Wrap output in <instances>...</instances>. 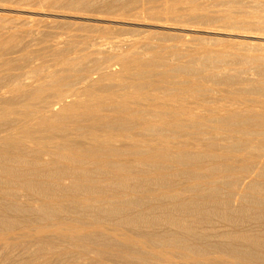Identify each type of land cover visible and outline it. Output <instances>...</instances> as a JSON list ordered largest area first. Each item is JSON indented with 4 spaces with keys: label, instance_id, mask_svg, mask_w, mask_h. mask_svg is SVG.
<instances>
[{
    "label": "bare ground",
    "instance_id": "1",
    "mask_svg": "<svg viewBox=\"0 0 264 264\" xmlns=\"http://www.w3.org/2000/svg\"><path fill=\"white\" fill-rule=\"evenodd\" d=\"M42 1L0 24V264H264V0Z\"/></svg>",
    "mask_w": 264,
    "mask_h": 264
},
{
    "label": "rangeland",
    "instance_id": "2",
    "mask_svg": "<svg viewBox=\"0 0 264 264\" xmlns=\"http://www.w3.org/2000/svg\"><path fill=\"white\" fill-rule=\"evenodd\" d=\"M91 1V0H90ZM0 4H3V5H6V6H8V8H11V9H13L14 11L13 12H6V14H5V16H3V18L5 19L6 18V21H7V19H8V21H7V23H5L6 21L2 18L1 19V21H0V24H1V22L2 23H4V24H8V25H11V24H14V25H18V24H20V21H22L23 20V18L24 19H26L25 17H28L30 14H31V12H29V11H31V10H54L55 8H53L52 6H51V4H49L48 2H44V1H42V0H18V1H12V2H7V3H5V2H1L0 1ZM15 9H18V10H20V11H15ZM22 10V11H21ZM26 11V12H25ZM29 12V13H28ZM11 13V14H10ZM23 13V14H22ZM18 14H20V15H18ZM8 15H10V16H8ZM13 15V16H12ZM16 16V17H15ZM18 16V17H17ZM9 17V18H8ZM19 17L21 18V19H19ZM17 18V20H15V19ZM11 19V20H10ZM52 18H49L48 17V20H49V23L48 22H46V21H42V20H37V22H35V23H33V25H32V27L31 26H28V27H26L25 28V30L23 31V33H22V35H24V36H22L23 37V39H24V41H25V39H26V36H28L30 33H32V32H34L35 33V36H36V34L38 35V36H36L35 38H33V37H31L30 38V36H31V34L27 37V39H26V41H29L30 39H31V43L33 44V45H35V47H36V49L37 48H39L41 45H40V43H37V42H39L38 40H39V38L41 39V38H43L44 37V35H47V34H50L51 36H52V39H56V40H58V39H61V38H65V37H68L69 39H72L73 37H74V40H83V39H85L86 38V36H88V34L89 35H94V34H96L97 32L94 30V29H88V28H86L85 30H82V29H80V30H76L77 28L76 27H74V30L73 29H71L70 27H68V26H65L66 24H62V23H60V22H51V21H53V19L51 20ZM58 19H60V18H58ZM5 22H4V21ZM12 20H14V21H12ZM61 20V19H60ZM63 20V19H62ZM18 23H17V22ZM11 24H10V23ZM219 24V22H214V23H212L210 26H212V27H215V26H217ZM38 25V26H37ZM46 25H48L47 27H46ZM34 26V27H33ZM37 27V28H36ZM39 27V28H38ZM41 27H43V28H41ZM34 28V29H33ZM41 28V29H40ZM69 28V29H68ZM27 29H29V30H27ZM43 29V30H42ZM72 31H71V30ZM28 31V34L26 33L27 31ZM32 32H31V31ZM40 30V31H39ZM45 30V31H44ZM47 30H48V32H47ZM68 30H70V31H68ZM120 30H122V29H114L113 31H110V33L108 34V36H110V37H113L112 36V34L114 35V37H116L117 35H118V37H124V36H129L130 34L132 35L133 34V32L131 33V30H123V31H120ZM154 31H160V33L163 31L162 29L160 30L159 28H155V29H153ZM57 31V32H56ZM90 31V32H89ZM95 31V32H94ZM43 32V33H42ZM53 32V33H52ZM62 32V33H61ZM69 32V33H68ZM72 32H73V36H72ZM84 32V33H83ZM86 32V33H85ZM165 32H172V31H169V30H164V32H162V33H165ZM34 33H32V35L34 34ZM57 33H61L60 35V37H57V36H59V34L57 35ZM82 33V34H81ZM53 34V35H52ZM74 34H75V36H74ZM39 35H41V36H39ZM56 37H55V36ZM159 35V37L161 36V37H163L164 36V38H166V39H171V38H173L171 35H169V34H157V36ZM205 34H200V35H198V37L196 38L197 40H199L200 38H202V39H204V37H207L208 35L206 34V36H204ZM43 36V37H42ZM167 36V37H166ZM169 36V37H168ZM201 36V37H200ZM210 37H211V35H209ZM25 37V38H24ZM221 37V39L223 38V37H225V38H223V39H228L229 37H226V36H220ZM206 39V38H205ZM204 39V40H205ZM35 42H34V41ZM49 42V41H48ZM48 42H44L43 44H42V46L44 45V47L45 46H47V50H48V46H49V44L50 43H52V41L50 40V43L49 44H47ZM170 42V41H169ZM37 43V44H36ZM40 45V46H39ZM33 48V47H32ZM33 49H35V48H33ZM47 53L49 54V52L47 51ZM48 54H46V57L48 56L49 57V55ZM175 209V208H174ZM173 211V212H172ZM177 211V208L175 209V212ZM171 212L172 213H175L174 212V210H171ZM176 213H178V212H176ZM242 222V223H241ZM239 221V223H238V226L236 225H233L232 227H230V228H233V229H240V228H249V227H254V223H252V222H247V221H245V223H244V221ZM214 223V222H213ZM262 225H263V227H264V223H262ZM248 226V227H247ZM166 229H168L167 231H170V234L171 235H173V236H180L181 234H183V232H182V230H180V229H176L175 227L174 228H172V227H166ZM164 229H159L158 230V233H163L164 231H163ZM214 233H218V231H215ZM213 238H215V239H213ZM210 240H216V237H212V238H209ZM205 240H208V238L207 239H205ZM220 241H222L223 240V242H221V244H223V245H225V244H228L227 242H228V240H227V238L226 239H219ZM237 241V240H236ZM237 242H241V244H239L238 245V248H237V250H239L240 252H242V253H244L247 249H249L251 246L249 245V243L248 242H244V241H241V240H238ZM32 246H35V247H32ZM31 247H32V251H29L28 253H26L25 254V258H27V257H29V256H31L30 254H32L34 251H36L38 248H40L39 247V244H32L31 245ZM36 248V249H35ZM245 248V249H244ZM247 248V249H246ZM28 255V256H27ZM259 257H262V258H264V250L263 251H261V254H259Z\"/></svg>",
    "mask_w": 264,
    "mask_h": 264
}]
</instances>
